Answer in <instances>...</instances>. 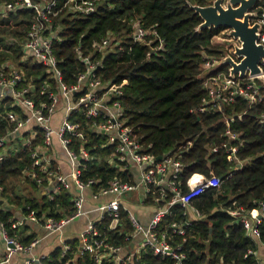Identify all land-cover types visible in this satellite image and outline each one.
<instances>
[{
  "label": "built area",
  "instance_id": "obj_1",
  "mask_svg": "<svg viewBox=\"0 0 264 264\" xmlns=\"http://www.w3.org/2000/svg\"><path fill=\"white\" fill-rule=\"evenodd\" d=\"M98 1H0V12L19 8L32 10V19L22 44L21 61H37L47 73L46 78L36 84L25 77L18 62L11 59L0 61V104L4 108L3 118L7 121V127L0 131V161L11 149L28 153L29 163L23 171H27L26 177L39 186L41 194L53 198L54 194L65 189L71 193L73 202L72 212L60 218L45 213L38 217L28 203L22 206L19 215L12 214L8 219L12 228L28 225V233H36L26 244L16 235H10L0 220V236L5 243L0 264H10L16 254L24 257L15 264H47V254L36 251V248L49 239L54 240V246L58 247L62 264H74L76 255L86 253L95 264H138L143 251L161 259L169 258L172 264H185L183 242L186 227L192 217L200 215L199 210L191 208L190 204L200 193L221 184V178L214 174L206 176L193 172L184 177L179 152L157 155L146 151L127 124L120 97L121 88L98 73L102 67V56L94 57L93 51L84 52L77 45L75 51L84 67L75 74L73 81L64 78L60 58L54 52V41L60 39L62 27L54 17L64 9L70 13L90 14L96 10ZM208 1L203 5L214 2ZM229 2L221 0L220 3L227 7ZM231 5L236 6L233 2ZM247 13L249 25L258 24L256 43L264 47V0H258ZM200 23L195 29H199ZM225 29L234 43L219 57H206L205 74L202 76L206 95L196 109L198 111H223L224 106L238 96L246 99L249 105H264V56L260 58L259 74L252 75L249 71L241 74L239 70L232 72L231 64L225 59L230 57L239 63L242 56L235 52V45H241V40L231 34V28ZM149 33L154 38L158 36L155 29L136 24L133 38L143 41ZM110 40V35L102 37L99 42L93 43V47L102 51L103 55ZM219 65L226 67L210 73ZM241 116L242 112L225 116V133L229 141L212 148L214 151L225 149L229 160L238 149L237 144L232 142L238 134L230 130V122ZM93 135L103 137L100 147H112L105 159L108 165L122 173L108 178L105 184H100L98 174L82 176L88 162L101 159L87 146ZM56 144L64 154L67 170L59 161ZM2 190L3 185L0 184V202L3 199ZM133 192L141 195L139 203L148 200L153 205V213L145 222L124 200L126 194ZM257 204L258 207L253 209L238 206L228 211L264 249V237H261L259 227L264 220V199ZM176 206L182 209L184 218L181 220L176 218ZM191 209L194 216L189 214ZM83 216L86 221L76 230V235H66L65 226ZM72 238L75 239L74 247L70 244ZM248 253L255 255L253 264H261L256 250L250 249L244 256Z\"/></svg>",
  "mask_w": 264,
  "mask_h": 264
},
{
  "label": "trees",
  "instance_id": "obj_2",
  "mask_svg": "<svg viewBox=\"0 0 264 264\" xmlns=\"http://www.w3.org/2000/svg\"><path fill=\"white\" fill-rule=\"evenodd\" d=\"M189 2L203 5L209 1L99 0L96 10L90 14L70 13L64 9L54 17L62 27L60 39L54 41V52L60 58L67 81H73L75 74L84 67L75 51L77 45L84 52L93 51L94 57L102 56V67L98 73L121 88L127 124L146 151L157 155L179 152L184 177L199 172L221 178L219 187L208 188L190 204L191 208L199 210L200 215L192 217L186 227L183 242L185 264H253L255 255H244L250 249H258L257 241L246 233L228 210L238 206L257 208V201L264 199V105H249L246 99L238 96L225 105L223 111L196 110L206 95L202 85L204 61L208 56L223 54V49L212 40L223 27L195 29L202 19ZM31 19L32 10L29 8L0 12V61L11 59L18 62L25 77L39 84L47 76L41 63L31 59L21 61L22 44ZM136 24L155 29L158 36L154 38L149 33L143 41L134 39ZM107 35L111 36L110 45L102 55V51L94 49L93 43ZM225 67L219 65L210 73ZM3 110L0 104V131L7 127ZM238 112H242L241 118L235 117L230 122V130L238 134V138L231 141L237 144L238 149L229 160L225 149L214 151L212 148L229 141L224 119ZM103 140L101 135H93L87 143L91 152L101 159L88 162L82 174L83 177L98 174L100 184L122 174L108 165L105 156L112 147H100ZM28 163V153L8 150L0 161L1 196H6L14 204H30L38 217L42 213L55 218L70 214L73 202L71 193L65 189L54 194L53 198L44 194L17 193L14 180ZM24 181L40 189L26 176ZM175 211L176 218H184L181 208L176 206ZM190 211L194 213L193 209ZM12 214L10 208L0 207V220L9 234L16 235L24 244L29 243L36 233H28V225L12 228L8 220ZM259 227L263 238L264 220ZM70 244L75 246L74 238L70 239ZM59 258V250L55 246L48 252L46 262L62 264ZM74 264L95 263L86 253L76 255ZM138 264L172 263L169 258L161 259L143 251Z\"/></svg>",
  "mask_w": 264,
  "mask_h": 264
},
{
  "label": "water",
  "instance_id": "obj_3",
  "mask_svg": "<svg viewBox=\"0 0 264 264\" xmlns=\"http://www.w3.org/2000/svg\"><path fill=\"white\" fill-rule=\"evenodd\" d=\"M258 0H230L227 7L221 5V0H214L209 5H189L199 14L202 22L199 28L223 27L231 28V34L241 40V45H235V52L242 56L239 63L234 62L230 57L225 61L231 64L232 72L238 71L241 74L249 71L250 74H259L264 56V47L261 43H256V29L258 24L249 25V14L247 13ZM233 2L236 6H232ZM160 157V156H159Z\"/></svg>",
  "mask_w": 264,
  "mask_h": 264
},
{
  "label": "crops",
  "instance_id": "obj_4",
  "mask_svg": "<svg viewBox=\"0 0 264 264\" xmlns=\"http://www.w3.org/2000/svg\"><path fill=\"white\" fill-rule=\"evenodd\" d=\"M56 147H57V150L60 156L59 161L62 163V167L67 170V163L64 160V154L61 151L60 146L58 144H56ZM139 199H141V195L138 192L128 193L124 196V200L129 203L130 208L133 209L138 214L140 219L145 222L148 220L150 215L153 213L152 212L153 205L148 200H146L144 203H139L138 202ZM0 203H1V207L3 206L5 208L6 207L10 208L14 215H19L20 210L23 206V203L14 204L12 202H9L6 196L3 197ZM190 214L191 216L195 215L193 212L191 213V211H190ZM85 221H86V218L83 216L73 222L68 223L67 225H69V227L67 229L64 228L65 234L69 236H72L74 234L76 235L77 227L79 228L81 225L85 223ZM54 244H55L54 240H51V241L50 239L49 241L46 240L39 247L36 248V251L38 250V252L48 254V252H50L55 247ZM4 251H5V243L0 236V256L4 253ZM19 255H22V254L16 255L15 257H13V259L21 261ZM256 257L259 259L261 264H264V249H262L259 246H258V249L256 250ZM12 263L15 264L13 260H12Z\"/></svg>",
  "mask_w": 264,
  "mask_h": 264
},
{
  "label": "rangeland",
  "instance_id": "obj_5",
  "mask_svg": "<svg viewBox=\"0 0 264 264\" xmlns=\"http://www.w3.org/2000/svg\"><path fill=\"white\" fill-rule=\"evenodd\" d=\"M227 30L224 28L222 29L221 33H219L218 37H213V42L218 46L221 47V49H223V51H227L228 48L234 43V41L230 38V36L227 34L226 32ZM20 141L22 140L21 137L19 139ZM27 175V171H23L21 175H19L17 177V179L14 180L15 183H17V193H21L23 195H38L43 193L42 190L40 191V189L36 188L35 186L31 185V182H27L24 181V177ZM13 181V180H12ZM19 185V186H18ZM9 186H11V184H9ZM12 189H8L9 192H11ZM69 227V225L65 226V229H67ZM78 229V227H77ZM46 251V250H45ZM4 254V253H3ZM1 255L0 257H4V255ZM18 255V254H16ZM15 255V256H16ZM20 259H22L24 257V255H19ZM12 260L17 263L19 262L18 260H14L13 258H11L10 264H14L12 263Z\"/></svg>",
  "mask_w": 264,
  "mask_h": 264
}]
</instances>
